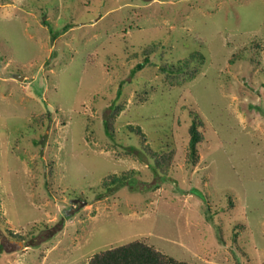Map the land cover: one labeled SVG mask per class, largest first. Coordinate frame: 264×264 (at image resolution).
I'll return each mask as SVG.
<instances>
[{
	"label": "rangeland",
	"instance_id": "obj_1",
	"mask_svg": "<svg viewBox=\"0 0 264 264\" xmlns=\"http://www.w3.org/2000/svg\"><path fill=\"white\" fill-rule=\"evenodd\" d=\"M194 51L199 71L164 79ZM129 125L175 151L167 171ZM134 240L264 264V0H0V264H88Z\"/></svg>",
	"mask_w": 264,
	"mask_h": 264
},
{
	"label": "trees",
	"instance_id": "obj_2",
	"mask_svg": "<svg viewBox=\"0 0 264 264\" xmlns=\"http://www.w3.org/2000/svg\"><path fill=\"white\" fill-rule=\"evenodd\" d=\"M45 24H47V21ZM202 46H207V43L203 39H199ZM148 56L149 53L147 52ZM241 54H235V58L240 57ZM207 61V56L201 51L191 52L187 57L178 60L176 63L167 65L163 64L159 67V72L164 73L163 77L165 80L174 83L171 79L179 75H192L195 71H199ZM157 65L155 62H151L149 57L145 58L137 64L135 73L143 70L146 66ZM193 69L190 70V69ZM192 71V72H191ZM121 112V105L116 106L111 110L108 118L105 119V128L109 132L110 137L115 140L116 134L114 131V123L116 117ZM193 120L189 126V142H188V157L189 162L195 166L199 161V146L204 139L203 133L200 130L204 126V122L200 115L194 111L191 112ZM129 131L140 137V142L142 144L144 152L149 158L154 159L158 166L166 168L168 170L172 161L174 160L175 151L164 152V151H154L150 145L147 143L145 133L140 126L129 125ZM137 171L133 170L131 173H123L120 175L113 174L110 179L104 181V187L108 188V191L112 193L122 184H125L131 176H133ZM108 194V193H107ZM106 194V195H107ZM105 195V196H106ZM104 197V196H103ZM105 198V197H104ZM239 225L237 228L239 229ZM239 232H236V237ZM88 264H200L194 262H188L183 260H178L173 256H169L162 251L158 250L155 246L148 244L142 240H134L127 244L111 247L110 249L100 250L96 252L89 260Z\"/></svg>",
	"mask_w": 264,
	"mask_h": 264
},
{
	"label": "water",
	"instance_id": "obj_3",
	"mask_svg": "<svg viewBox=\"0 0 264 264\" xmlns=\"http://www.w3.org/2000/svg\"><path fill=\"white\" fill-rule=\"evenodd\" d=\"M16 77H17V79H20L21 77H23V76H21V75H16ZM78 201H80V200H78ZM78 201H76V202H78ZM85 204V203H84Z\"/></svg>",
	"mask_w": 264,
	"mask_h": 264
}]
</instances>
